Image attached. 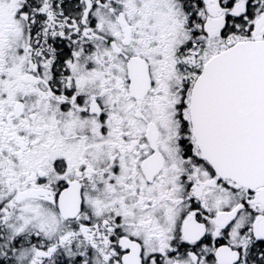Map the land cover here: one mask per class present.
I'll list each match as a JSON object with an SVG mask.
<instances>
[{"label": "snow or ice", "instance_id": "1", "mask_svg": "<svg viewBox=\"0 0 264 264\" xmlns=\"http://www.w3.org/2000/svg\"><path fill=\"white\" fill-rule=\"evenodd\" d=\"M0 264H264V0H0Z\"/></svg>", "mask_w": 264, "mask_h": 264}]
</instances>
